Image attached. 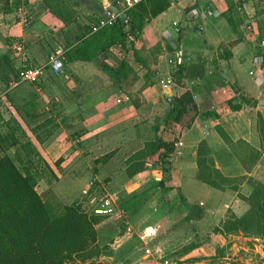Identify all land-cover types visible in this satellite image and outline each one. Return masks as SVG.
<instances>
[{
    "label": "crops",
    "instance_id": "crops-1",
    "mask_svg": "<svg viewBox=\"0 0 264 264\" xmlns=\"http://www.w3.org/2000/svg\"><path fill=\"white\" fill-rule=\"evenodd\" d=\"M29 1L32 10L27 28L12 19V11H3L0 2V97L4 99V93L11 95L10 101L4 102L5 107L10 109L7 111L8 116L0 112L1 123H12L15 119L16 122L19 121L21 118L12 111V101L22 104L27 100L22 102L21 98L14 96L15 92L10 91L9 94V88L2 92V89L10 87L11 80L16 78L17 69L22 65L42 66L51 53H63L64 61L67 62V52L79 42L77 37L83 34L79 28V25H82L80 19L83 20V25L90 26L93 23L90 21L92 14L85 11L87 16L79 17L77 24L65 26L51 13L40 11L41 0ZM93 1L101 3V8H98L99 19L106 5L102 4V0ZM114 1L108 0V4H113ZM257 2L264 4L262 0H242L241 5H238V0H231V3L237 4L234 21L238 14L249 19L238 22L239 24L235 22L237 26L233 31L225 17L228 9L226 0H173L165 12L145 24L138 36L142 40L134 45L135 48L123 52V59L132 72L121 84H115L103 71L104 80L93 81V76H85L91 70V62L83 61L67 62L68 75L61 85L44 81L45 88H39L45 73L38 83L30 84L35 85L32 89L37 97H44L40 90H45L46 94L56 97L58 104L66 105L67 112L61 114L67 116V131L72 130L74 136L90 138L93 145L91 149L95 150L104 146L103 141L120 140L122 130L130 128V121L132 129H129L128 133L133 134L136 140L143 135L145 129L151 133L157 126H153L151 121L157 120L158 107L166 103L164 100L169 102L185 91L192 92L199 111L210 110L216 113V117L206 120H201L194 111L185 115L191 116L187 124L180 126L181 157L176 158L174 164L169 158L170 171H175L174 177L168 176L169 180L166 181V197L174 196L171 205L181 196L187 204L199 206L200 219L190 220L195 225H211L210 222L218 219L216 224L205 228L212 232L213 238L202 241L197 248H193L197 251L196 255L192 256L195 260L190 264H203L205 258L215 256L220 262L223 261V264L243 259L238 255L234 258L239 249L234 241L239 235L243 237L242 233L222 234L221 231L231 215L240 217L249 209L242 197L246 198L251 192L250 180L264 185V143L258 131L260 124L264 127V70L262 57L257 55L256 50L264 36V11H260L261 7ZM36 9L38 11L34 13ZM71 28H75V33L71 32ZM105 62L115 68L106 58ZM202 69L203 77L208 76V80L199 77L198 71ZM243 71L254 80V86L241 79L240 74ZM250 72L253 75H250ZM26 84L28 83L21 85ZM125 87L129 88L127 92ZM82 90L94 94H91V97H79L78 93ZM93 90H96V93ZM48 91L51 93H47ZM99 94L100 98L93 97ZM91 105L93 106L88 109ZM235 107L239 109L236 110ZM48 110L49 108H46V111ZM59 116L51 113V117L58 123L57 118H62ZM59 126L62 127L60 123ZM32 127L30 126L31 129ZM5 128L7 131V127ZM217 128L221 129L223 134ZM162 129L164 127L161 125L159 131ZM19 132L29 137L23 125ZM76 132L78 133L75 134ZM30 142L33 143L31 140ZM148 142L153 141L147 140L145 143ZM201 142L205 143L203 154L206 161L198 165L197 150ZM32 146L35 148L34 144ZM55 146L60 145L57 143ZM49 149H52V146ZM36 150L38 152V149ZM128 159H125L126 166ZM204 169L209 170L211 177L202 180L198 176ZM214 170L218 171L222 179L218 186L207 183L213 182L216 175ZM155 179L158 180L159 177ZM157 194V201L162 200L160 191L155 195ZM152 203L147 201L139 212L150 209L148 213H160L163 210L162 205ZM173 213H169L166 208L163 214L169 216ZM187 214L184 208L176 212L179 216ZM220 218H223L222 222ZM219 221L221 223H218ZM147 227L155 231L154 240L150 242L155 246L158 229L153 224ZM157 248L163 254L160 248ZM178 255L182 261L181 255L184 253ZM144 256L149 257L146 254Z\"/></svg>",
    "mask_w": 264,
    "mask_h": 264
},
{
    "label": "rangeland",
    "instance_id": "rangeland-1",
    "mask_svg": "<svg viewBox=\"0 0 264 264\" xmlns=\"http://www.w3.org/2000/svg\"><path fill=\"white\" fill-rule=\"evenodd\" d=\"M22 1L26 2V6L31 15V2L29 0ZM258 1L260 2V0ZM262 1L264 2V0ZM257 4L261 7L260 11H264V4L258 2ZM37 11L38 10L36 9L34 13ZM78 12L80 13V17L87 16L85 15L86 12L83 7H79ZM243 21H249V19L238 14L235 22L239 24ZM80 23L82 24L79 25L81 30H78H80L81 33H84L85 30L83 29L84 25L82 19H80ZM73 29L71 28V32L74 31ZM141 40V37L133 39V37L128 36L126 43L127 51H131L134 45L138 44ZM132 41L134 45L131 47ZM256 48L258 51L259 48ZM105 58L108 63L117 67L123 59V52L118 51L116 47H112L107 51ZM124 58L126 59V57ZM100 61H103L101 57L98 58V61H96L97 63L91 62V70H89L85 76L89 78L93 76V81L102 82L104 80L103 77L105 78V76L101 70ZM67 64L66 60L63 61V69L58 76H53L46 71L44 80L39 84V88L42 86L45 88L44 81L61 85L62 81L66 80V75H68L69 67ZM47 68L48 67H46V70ZM240 77L244 82H247L250 85L254 86V84H256L254 80L249 78L245 71L240 74ZM11 82H14V79L11 80ZM20 85L15 87L6 86L2 89V92H5V90L9 88V94L10 91L15 92L14 96L16 98H21L22 102L27 99L22 104L12 101V103H14L12 111L16 112L17 116L21 119L17 121L18 123L15 119L11 125L16 124L19 128L23 125L25 129H27L29 137L19 131H17L15 135L19 136L22 142H25L26 139L29 141L31 140L33 142L31 144H34L35 148L38 149V157H27L21 150L20 145H17L14 148H8L6 154L14 158V154L18 153L22 157L24 161L23 163L31 168V172L36 180L35 190L41 200L53 206L56 211L62 210L65 206L73 205L80 206L89 214L90 205L87 203V195L101 194L107 195L111 198L112 206L115 209L123 211V214L120 216L114 214L110 217H99L103 222L101 221V224L96 229V242L91 244V247L97 246L99 251L100 249L102 250L98 255L91 259L83 260L80 257H74L65 264H90L91 262L98 264H157L160 260L158 256H161V253L160 255L157 253V247L163 252V258L181 261L178 254L184 253V255H181L184 264H190L192 260H195L192 256L196 255L195 251L197 250L193 248H197L202 241L213 238L212 232H209V230L207 231L205 228L216 224L218 219H214L213 222H210L209 224L211 225L206 224L207 226H203L195 225V223L185 220L183 216L176 215L177 211L169 216L164 215V210L166 208L169 209V207L172 206L171 204L174 202V196L172 198L167 197V200L169 201L167 204L162 201V198V200L157 201L159 200V197L158 194H155L157 192L159 193V190L155 187L157 181L155 178H162L164 176L160 162L158 161V153L150 156L146 155L136 161L132 160L133 152L135 155L139 154L137 152L141 150L146 151L145 145L147 143L145 142H147V140L154 142L158 137L164 141L174 140L176 142L175 150L170 155L171 162L174 164L173 162L175 159H180L181 157L179 154V148L181 147V144L179 143L181 132L180 126L182 127V125L187 124L191 115L185 116L181 124H176L168 132H164L163 129L161 132L153 129L150 133L145 129L143 135H141L138 140L135 139L133 134L131 135L128 133L129 129H132V121H130V128L127 127L122 130V136H120V140L118 139L119 142H116L115 139L110 140V142L103 141L104 146L95 150L91 149L93 145L90 138L85 139L82 135L74 136L72 130L67 131V116L65 117V115L61 114V112H67L66 105L58 104L55 100L56 97L52 94H46L45 90H40L42 93L41 95H44V97H37L34 89H32V86L35 85ZM128 89V87H125V92H127ZM93 91L96 93V90ZM112 91H114V88ZM130 92L133 94L131 89ZM47 93H51V91H48ZM78 94L80 95L79 97H91V94L93 95L94 93L82 90V92H79ZM4 95V99L0 97V112L5 113L4 116L7 117V111L10 109L5 107L4 102H9V96L11 97V95L8 96L6 93H4ZM93 97L98 99L101 95L99 94ZM72 98H74V96H72ZM164 101L166 103L163 105V101L160 102L162 105H160L156 111L159 114L156 115L157 120L151 121L153 126L154 124L160 123V119L168 107V101ZM75 106L76 105H74V107ZM92 106L93 105L89 106L88 109ZM46 108H49V110L46 111ZM51 113L57 115V117L61 115L62 118L57 119L62 127L51 117ZM30 126H33L32 129ZM5 129L4 123L0 122V136H3L2 134L6 132ZM63 129H65L66 132ZM77 133L78 132L75 134ZM71 142H74V144ZM57 143L60 145L59 147L55 146ZM50 146H52V149H49ZM39 156L41 159H39ZM129 157L130 159H128ZM59 158H61L62 161L56 163ZM125 159H128L127 166ZM139 162L142 163V170L132 176H128V167ZM15 164L19 169H22L21 164L16 161ZM165 168H168L169 170L165 177H174L173 173L175 171H172L171 173L170 161L168 165H165ZM262 176L264 177V172L262 173ZM167 180L169 179L167 178ZM132 192H136L139 197L135 200L136 204L132 205L130 210L125 212L119 206V201ZM147 201H151V203L153 202L152 204L158 203V205H162L163 210L160 213H148L150 209L144 212H139ZM222 219L223 218H220V221ZM220 221L218 223L222 222ZM121 224H123L124 227L121 228ZM151 224L155 225L158 229L157 238L154 242L155 246L151 245L150 242L143 243L138 237V233L142 232L143 229ZM153 230L154 229L151 227H148L146 232L150 234L153 233ZM234 243L239 247L235 252L236 255L234 258H237L238 255L243 257V259H236L231 264H264V239L247 236L240 237L239 235V238L235 239ZM149 246L154 248H149ZM188 247H191V249H185ZM146 248L150 249L153 257L149 256L145 258L144 255ZM221 251L222 249L219 251V254ZM225 255L226 254L224 253L223 256ZM223 263V261L220 262L218 257L215 256L205 258L203 264Z\"/></svg>",
    "mask_w": 264,
    "mask_h": 264
},
{
    "label": "trees",
    "instance_id": "trees-1",
    "mask_svg": "<svg viewBox=\"0 0 264 264\" xmlns=\"http://www.w3.org/2000/svg\"><path fill=\"white\" fill-rule=\"evenodd\" d=\"M226 1L228 9L225 17L234 31L237 26L234 21L237 4L231 3V0ZM172 3L173 0H144L127 11V25L119 21L116 25L102 29L96 34H89L90 26L84 25L85 32L77 37L79 42L67 52V62H96L101 57L103 60L100 61L101 70L115 84H121L126 81L132 71L124 59L115 68L107 64L105 62L107 51L116 47L118 51L126 52L128 36L137 39L145 24L165 12ZM241 3L242 0H238V5ZM2 5L3 11H12L13 6L10 2L4 1ZM79 7L92 13L90 21L93 23L100 16L98 8H101V3L97 4L93 0H41L39 6L41 12L51 13L65 26L78 23ZM133 45L132 41L131 47ZM257 55L262 57L264 69V54L257 52ZM198 74L199 77L204 78L203 69L198 71ZM204 79L208 80V76ZM234 109L237 110L239 107ZM191 111H194L201 120L217 116L210 110L199 111L193 100L192 92L185 91L180 96L170 99L165 115L155 130L158 131L162 125L163 131L168 132L176 124H180L183 117ZM4 126L7 127V131L0 136V264H65L74 257H80L83 260L98 255L102 250L99 251L97 246L91 247V244L96 242V229L103 220L98 216L85 213L80 206H65L62 210L56 211L53 206L43 202L35 190L36 180L31 168L23 163L18 153L14 154V158L6 154L8 148H14L17 145H20L21 150L29 158L38 157L37 150L29 140L22 142L19 136L15 135L20 130L18 125L5 122ZM219 130L223 134L221 129ZM258 131L264 143L262 124L258 126ZM175 143L174 140L164 141L157 138L154 142L145 145L146 151L141 150L142 152L139 151L137 152L139 154L132 156V160L136 161L146 155L158 153V161L164 176L156 181L155 187L160 191L166 204L168 202L166 181L168 180L165 175L169 170L165 168V165L169 164L170 155L175 150ZM204 147L205 143L201 142L197 150L198 165L206 161L203 154ZM39 159H41L40 156ZM15 161L22 165V169L17 167ZM60 161H62L61 158L56 163ZM251 163H254L253 155ZM141 167V162L128 167V176L140 172ZM214 172L216 175L213 182L207 183L218 186L222 179L218 171L214 170ZM198 177L203 180L211 177V173L204 169ZM250 184V194L246 198L242 197L249 209L240 217L231 215L223 226L222 234L240 232L245 237L264 239V185L255 180H250ZM138 197L136 192H132L119 201V206L127 212L132 205L136 204L135 200ZM181 208L188 213L183 216L185 220L200 219V207L187 204L181 196L169 207V213L181 210ZM120 227L124 225L121 224ZM90 264L98 263L91 262Z\"/></svg>",
    "mask_w": 264,
    "mask_h": 264
},
{
    "label": "built area",
    "instance_id": "built-area-1",
    "mask_svg": "<svg viewBox=\"0 0 264 264\" xmlns=\"http://www.w3.org/2000/svg\"><path fill=\"white\" fill-rule=\"evenodd\" d=\"M4 1L10 2V5L13 6L11 13L12 19L15 22L21 24L25 28L29 27L30 13L26 6V2H23L22 0H0L1 3ZM143 1L144 0H115L113 4H110V7L109 6L103 7L101 17L97 19L95 23L90 24V34H96L100 32L102 29L112 27L116 25L119 21L127 25L128 24L127 15H126L127 11ZM258 48H259L258 52H260V54H264V36L259 41ZM63 61H64V57L62 53H51L47 57L46 63L42 66L22 65L17 69L16 78L14 79V82H10V86L15 87L23 83L36 84L41 80L42 76L47 70L53 76H58L62 72ZM46 67H48L47 70ZM250 75H253V73L250 72ZM86 198H87V203L90 205L89 215H94L98 217H110L113 216L114 214L116 216H120L123 214V211L119 209H115L112 206L111 198L108 197L107 195L89 194L87 195ZM147 229L148 227L143 229L142 232L138 233V237L143 243L151 242L155 237V231L149 234L146 232ZM157 253H159L160 255V252L157 251ZM145 254L151 256V251L149 248L145 249ZM162 256H163L162 254L161 256H158V258L160 259L159 264H184V262L182 261L166 259L163 258L164 256L163 257Z\"/></svg>",
    "mask_w": 264,
    "mask_h": 264
},
{
    "label": "water",
    "instance_id": "water-1",
    "mask_svg": "<svg viewBox=\"0 0 264 264\" xmlns=\"http://www.w3.org/2000/svg\"><path fill=\"white\" fill-rule=\"evenodd\" d=\"M102 4L105 6H109L110 7V5L108 4V0H102Z\"/></svg>",
    "mask_w": 264,
    "mask_h": 264
}]
</instances>
